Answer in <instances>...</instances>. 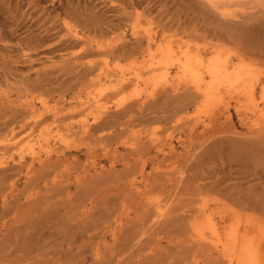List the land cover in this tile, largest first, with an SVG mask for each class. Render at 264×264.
<instances>
[{"label": "rangeland", "instance_id": "rangeland-1", "mask_svg": "<svg viewBox=\"0 0 264 264\" xmlns=\"http://www.w3.org/2000/svg\"><path fill=\"white\" fill-rule=\"evenodd\" d=\"M160 46L264 84V0H0V264H228L193 227L239 218L264 256V122L153 77Z\"/></svg>", "mask_w": 264, "mask_h": 264}, {"label": "bare ground", "instance_id": "bare-ground-1", "mask_svg": "<svg viewBox=\"0 0 264 264\" xmlns=\"http://www.w3.org/2000/svg\"><path fill=\"white\" fill-rule=\"evenodd\" d=\"M208 1V0H207ZM137 3V2H136ZM211 8V7H210ZM215 12V11H214ZM216 13V12H215ZM219 14V13H217ZM233 15V14H232ZM230 15V17L232 16ZM220 16V15H219ZM228 15L225 13L224 16L222 15L221 18L223 17H227ZM238 17V16H237ZM224 18V20H225ZM229 18V16H228ZM227 18V19H228ZM232 18V17H231ZM234 19L236 17H233ZM240 18V17H239ZM249 21V20H248ZM247 21V22H248ZM228 22V21H227ZM244 22V20H243ZM252 22V21H251ZM231 23V22H230ZM234 23V22H233ZM253 26V25H252ZM259 26V25H258ZM245 27V25H244ZM247 27V26H246ZM256 28V27H254ZM253 28V29H254ZM226 29V28H225ZM229 29V28H228ZM246 29V28H245ZM252 29V28H250ZM256 31V30H255ZM252 32V31H251ZM256 34V32H255ZM135 40V39H134ZM146 41V40H145ZM149 42V41H148ZM123 44V43H122ZM146 44V43H145ZM148 44V43H147ZM124 45V44H123ZM166 46V45H165ZM128 47V46H126ZM140 47V46H139ZM119 48V47H118ZM117 48V49H118ZM133 48V47H132ZM144 48V47H143ZM166 48V47H165ZM162 46H160L157 49V55L156 57H158V59L154 62L151 63L150 67L153 73V77H155L156 79H166L169 80L170 78V73L169 70L167 69L168 64L171 65L175 64L176 70H177V75L180 73L183 76V80L185 79V81L189 84L192 85V88L194 90V95H199L201 97H203L206 101L208 99H211L212 97L214 98V96L216 95H221V93H225V94H236L238 96L244 95L245 98L249 101V103L255 109V112L257 113V115L259 114V116L261 117L262 121L264 122V84L263 83H259L261 81V79L259 78V76H257L253 71H251L250 69L245 68V66H243L242 64H235L234 61L231 58H222L219 54L211 57V58H207V56H205L204 54L202 55V53L200 54V52L196 53V54H192V53H181V54H177L175 53L173 50H171V47H167V50L165 51ZM169 48V49H168ZM133 50V49H132ZM111 52V51H110ZM129 52V51H128ZM142 52V51H141ZM185 52V51H184ZM113 53V50H112ZM130 54V53H129ZM111 55V54H109ZM115 57L116 55L113 54ZM112 55V56H113ZM108 56V55H107ZM111 56V57H112ZM129 56V55H127ZM135 56V55H134ZM155 57V58H156ZM121 58V57H120ZM119 55L117 57V59H120ZM124 59L127 57H123ZM129 58V57H128ZM133 58V57H132ZM154 58V60H155ZM239 61H242V58L237 57ZM115 59V60H117ZM125 59V60H126ZM131 59V58H130ZM146 69V67H145ZM149 69V68H148ZM138 71V70H137ZM142 72V71H141ZM148 73V72H147ZM150 73V72H149ZM105 75H107L105 73ZM144 75V74H143ZM262 75V74H261ZM115 76V75H114ZM136 76V75H135ZM142 76V74H141ZM107 78V77H106ZM135 78V77H134ZM131 79V78H130ZM133 80V79H132ZM136 80V78H135ZM137 80H140V78H137ZM118 84L123 85L122 82L119 80H117ZM129 82V81H127ZM134 82V81H133ZM141 82V81H140ZM168 82V81H167ZM132 83V82H131ZM186 83V85H187ZM126 84V83H125ZM190 85V86H191ZM259 86V100L262 103V106H258L257 104L253 103L254 101V92H255V87ZM139 87V86H138ZM141 87V86H140ZM191 88V87H190ZM172 91V90H171ZM174 91V90H173ZM191 91V92H192ZM176 92V91H175ZM193 95V94H192ZM219 97V96H218ZM215 97V98H218ZM243 98V100L245 99ZM258 100V101H259ZM242 101V100H241ZM246 101V100H245ZM257 101V102H258ZM247 102V101H246ZM246 102H242L245 103ZM31 106V105H30ZM248 106V104H247ZM33 108V106H32ZM31 108V109H32ZM31 111V110H30ZM34 112V109H32V113ZM31 114V112H29ZM35 114V113H34ZM17 116V115H16ZM29 116V114H28ZM20 117V116H19ZM15 119V118H14ZM13 119V120H14ZM26 119V118H25ZM41 119V118H40ZM225 119H227V117L225 116ZM33 120V119H31ZM22 121V120H21ZM20 121V122H21ZM24 121V120H23ZM28 121V120H27ZM38 121V120H37ZM8 122V121H7ZM12 122V121H11ZM32 122V121H30ZM40 122V120L38 121V123ZM35 123V122H34ZM32 122V125H30L31 127L34 126V124ZM37 123V122H36ZM15 124V123H14ZM27 124V123H26ZM7 125V124H6ZM38 125V124H37ZM13 126V125H12ZM28 126V125H27ZM261 126V125H260ZM264 126V125H263ZM1 127V126H0ZM22 128V127H21ZM26 127H23L22 129H24ZM258 128V127H257ZM29 129V128H28ZM32 129V128H31ZM263 129V128H262ZM259 130L258 134L261 135V137L258 136V138L262 139V135H264V129L263 130ZM4 131V130H3ZM7 131V130H5ZM11 131V130H10ZM16 131V129H15ZM256 130H254L255 132ZM12 132V131H11ZM86 132V126L82 125V133ZM257 132V131H256ZM255 132V133H256ZM263 132V133H262ZM17 133V132H16ZM77 133V132H76ZM75 133V135H76ZM14 134V133H13ZM253 134V133H252ZM15 135V134H14ZM84 135V134H83ZM257 135V133L255 134ZM253 134V136H255ZM65 136V135H63ZM12 137V135H11ZM10 137V139H11ZM10 139L8 140L9 142ZM256 139V138H255ZM7 141V140H6ZM259 141V140H258ZM13 144L16 142L13 141ZM45 142V141H44ZM12 144V143H11ZM259 144V143H258ZM262 144V143H261ZM260 144V145H261ZM7 145V144H6ZM33 145V144H32ZM5 146V144H4ZM10 146V145H9ZM12 146V145H11ZM61 146V145H60ZM63 146V145H62ZM258 146V145H256ZM255 146V147H256ZM261 148L264 147V141H263V146H259ZM258 147V148H259ZM53 149V148H52ZM256 148H253V150ZM56 150V149H55ZM255 151V150H254ZM253 151V152H254ZM256 151H258V149H256ZM251 152V151H250ZM249 152V153H250ZM261 151H259L260 153ZM46 153H48V155L50 154L49 151H47ZM248 153V154H249ZM252 153V152H251ZM256 153V152H255ZM31 154H32V159L35 158V156L37 155V153L35 152V150H31ZM261 154V153H260ZM254 155V153H253ZM258 154H256L255 156H253V160L255 161L257 159ZM263 156V155H262ZM250 157V156H249ZM254 157H256L254 159ZM262 158V157H261ZM22 160V158H21ZM34 160V159H33ZM251 160V159H250ZM259 161V160H257ZM264 161V160H263ZM256 163V162H255ZM29 164V162H28ZM261 164V163H260ZM24 166V165H23ZM13 167V166H10ZM2 168V167H1ZM17 168V167H16ZM24 168V167H23ZM10 169V168H9ZM11 170V169H10ZM4 172V171H3ZM33 172V171H32ZM143 194V193H142ZM31 200V199H30ZM29 201V200H28ZM204 202V201H203ZM200 203V202H199ZM201 204V203H200ZM227 204V203H226ZM157 205L160 206V204L157 203ZM156 205V206H157ZM154 207V212H156V216L159 218H162L161 216V212L163 209L161 207ZM204 206V205H202ZM163 207V206H162ZM199 209L201 208L198 207ZM146 209V208H145ZM162 209V210H161ZM166 209V208H165ZM164 209V210H165ZM149 211V210H148ZM153 211V210H152ZM168 211V210H167ZM201 211H204V208H201ZM146 212V211H145ZM164 212V211H163ZM162 212V214H163ZM170 212V211H169ZM236 212V211H235ZM152 213V212H151ZM167 213V212H166ZM173 213H171L172 215ZM145 215V214H144ZM148 215V214H147ZM155 215V214H154ZM165 215V213H164ZM199 215V214H198ZM149 216L151 217L152 214H149ZM207 216V215H206ZM209 216V215H208ZM207 216V217H208ZM240 216V215H239ZM237 215V218L239 217ZM241 217V216H240ZM158 218V219H159ZM206 218V217H205ZM210 220V217H208ZM232 218V217H231ZM148 219V218H147ZM31 220V219H29ZM150 220H152L150 218ZM206 220V219H205ZM241 218H239L234 226H230L229 231H231V233H229L228 235L225 236V238H221L220 237V233L217 230L216 227V223L215 224H208V234L210 236H207V234L205 233V227L204 230L200 229L199 227H197L196 225L193 227V234H192V239H198L199 241L201 240L202 244L203 242H207L209 241L213 247L216 250L215 253H218L220 255V258H224L226 260V262L228 264H264V256L261 254V247L258 246L255 243V240H252L249 237V229H248V223H242ZM147 221V220H146ZM154 221V219H153ZM26 222V220H25ZM152 222V221H151ZM159 222V221H158ZM212 222H215L214 220ZM231 223V222H230ZM34 224V223H33ZM118 224V223H117ZM42 225V224H41ZM40 225V226H41ZM250 225V223H249ZM252 225V223H251ZM250 225V226H251ZM38 226V225H37ZM39 226V227H40ZM35 227V226H34ZM36 228V227H35ZM122 228V227H121ZM206 228V230H207ZM30 232V231H27ZM26 232V233H27ZM33 233V231H31ZM130 232V231H129ZM38 234V233H37ZM129 234V233H128ZM127 234V235H128ZM20 235V234H19ZM28 235V234H27ZM36 235V234H35ZM82 235V234H81ZM80 235V236H81ZM119 235V234H118ZM131 235V234H130ZM129 235V236H130ZM21 236V235H20ZM22 237V236H21ZM29 237V236H28ZM35 237V236H34ZM33 237V238H34ZM132 237V236H131ZM130 237V238H131ZM16 238V237H14ZM126 238V237H125ZM18 239V237L16 238ZM222 239V240H221ZM257 239V238H256ZM26 240V239H25ZM124 240V239H123ZM14 241V240H13ZM117 241V240H116ZM257 241V240H256ZM19 242V241H18ZM123 242V241H122ZM188 242V241H187ZM190 242V241H189ZM118 243V242H117ZM191 243V242H190ZM201 244L200 242H196ZM205 245V243H204ZM207 245V244H206ZM208 249V247H205V249ZM209 251V250H208ZM217 254V255H218ZM216 255V256H217ZM215 256V255H214ZM207 257V256H206ZM217 258V257H216ZM221 258V259H222ZM220 259V260H221ZM217 261V260H216ZM223 264L224 261H222Z\"/></svg>", "mask_w": 264, "mask_h": 264}]
</instances>
